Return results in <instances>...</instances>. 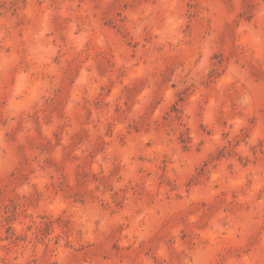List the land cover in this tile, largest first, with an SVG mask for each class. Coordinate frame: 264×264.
Returning a JSON list of instances; mask_svg holds the SVG:
<instances>
[{
  "label": "rangeland",
  "instance_id": "374dc122",
  "mask_svg": "<svg viewBox=\"0 0 264 264\" xmlns=\"http://www.w3.org/2000/svg\"><path fill=\"white\" fill-rule=\"evenodd\" d=\"M0 264H264V0H0Z\"/></svg>",
  "mask_w": 264,
  "mask_h": 264
}]
</instances>
